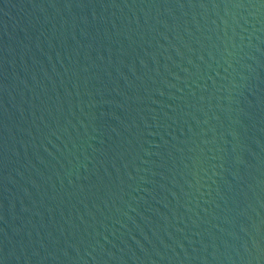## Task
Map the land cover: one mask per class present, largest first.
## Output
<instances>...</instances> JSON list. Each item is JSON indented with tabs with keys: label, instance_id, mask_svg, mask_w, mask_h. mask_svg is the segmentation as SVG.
I'll use <instances>...</instances> for the list:
<instances>
[{
	"label": "water",
	"instance_id": "1",
	"mask_svg": "<svg viewBox=\"0 0 264 264\" xmlns=\"http://www.w3.org/2000/svg\"><path fill=\"white\" fill-rule=\"evenodd\" d=\"M0 264H264V0H0Z\"/></svg>",
	"mask_w": 264,
	"mask_h": 264
}]
</instances>
